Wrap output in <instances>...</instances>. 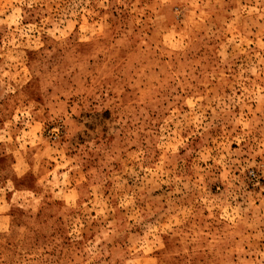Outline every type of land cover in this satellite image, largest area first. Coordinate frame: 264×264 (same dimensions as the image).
<instances>
[{
    "label": "rangeland",
    "instance_id": "374dc122",
    "mask_svg": "<svg viewBox=\"0 0 264 264\" xmlns=\"http://www.w3.org/2000/svg\"><path fill=\"white\" fill-rule=\"evenodd\" d=\"M0 264H264V0H0Z\"/></svg>",
    "mask_w": 264,
    "mask_h": 264
}]
</instances>
